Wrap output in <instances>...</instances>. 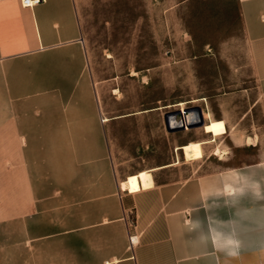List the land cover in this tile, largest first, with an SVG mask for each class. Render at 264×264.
<instances>
[{
	"label": "crops",
	"instance_id": "obj_1",
	"mask_svg": "<svg viewBox=\"0 0 264 264\" xmlns=\"http://www.w3.org/2000/svg\"><path fill=\"white\" fill-rule=\"evenodd\" d=\"M78 1L0 0V264H264L263 149L122 186ZM237 1L264 104V0Z\"/></svg>",
	"mask_w": 264,
	"mask_h": 264
},
{
	"label": "rangeland",
	"instance_id": "obj_2",
	"mask_svg": "<svg viewBox=\"0 0 264 264\" xmlns=\"http://www.w3.org/2000/svg\"><path fill=\"white\" fill-rule=\"evenodd\" d=\"M77 6L111 155L127 176L122 186L183 181L217 162L231 168L233 160L258 158L264 104L237 0H79ZM195 106L203 110V126L167 130L166 114ZM192 145L201 156L189 160ZM156 165H166L159 177L147 170Z\"/></svg>",
	"mask_w": 264,
	"mask_h": 264
},
{
	"label": "water",
	"instance_id": "obj_3",
	"mask_svg": "<svg viewBox=\"0 0 264 264\" xmlns=\"http://www.w3.org/2000/svg\"><path fill=\"white\" fill-rule=\"evenodd\" d=\"M204 123V113L199 106L170 112L165 116L166 128L171 133L184 131L187 128H197L203 126Z\"/></svg>",
	"mask_w": 264,
	"mask_h": 264
},
{
	"label": "bare ground",
	"instance_id": "obj_4",
	"mask_svg": "<svg viewBox=\"0 0 264 264\" xmlns=\"http://www.w3.org/2000/svg\"><path fill=\"white\" fill-rule=\"evenodd\" d=\"M108 121V119L103 120ZM256 140V139H255ZM251 143V141L249 142ZM253 143V142H252ZM217 153L219 154V156H223V154H220L219 150L217 151ZM226 155V154H225ZM201 156V147L199 145H192L190 147L187 148V157L189 158V160H194L197 159ZM221 158V157H220ZM145 184V186H147V182H143Z\"/></svg>",
	"mask_w": 264,
	"mask_h": 264
},
{
	"label": "built area",
	"instance_id": "obj_5",
	"mask_svg": "<svg viewBox=\"0 0 264 264\" xmlns=\"http://www.w3.org/2000/svg\"><path fill=\"white\" fill-rule=\"evenodd\" d=\"M41 0H22V3L25 7H34L35 5L39 4ZM134 237H130V241L132 245L136 243L133 242Z\"/></svg>",
	"mask_w": 264,
	"mask_h": 264
}]
</instances>
